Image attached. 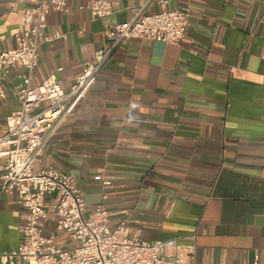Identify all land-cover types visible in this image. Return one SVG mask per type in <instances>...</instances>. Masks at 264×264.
I'll return each instance as SVG.
<instances>
[{"label":"crops","instance_id":"crops-1","mask_svg":"<svg viewBox=\"0 0 264 264\" xmlns=\"http://www.w3.org/2000/svg\"><path fill=\"white\" fill-rule=\"evenodd\" d=\"M110 1L112 13L95 19L78 9L87 0H67L66 12L49 13L46 33L62 36L38 45L32 71H8L0 133L19 108L22 75L32 86L54 76L68 88L94 51L108 46L104 29L131 19L141 4ZM29 4L0 0V50L14 45ZM168 6L190 12L179 45L120 44L46 137L33 170L72 173L86 214L103 200L111 227L125 220L148 241L194 245L192 264H264V0H168ZM157 7L153 2L150 10ZM98 174L110 179L108 188ZM51 204L49 195L45 235L54 227ZM19 223L15 194L0 193V254L19 244ZM54 240L75 243L64 234Z\"/></svg>","mask_w":264,"mask_h":264},{"label":"built area","instance_id":"built-area-1","mask_svg":"<svg viewBox=\"0 0 264 264\" xmlns=\"http://www.w3.org/2000/svg\"><path fill=\"white\" fill-rule=\"evenodd\" d=\"M153 2L156 10H150ZM92 19L108 16L113 11L110 0H87L78 6ZM51 11H67V0H30L20 15L13 35L14 45L0 50V97L2 81L8 71L22 66L32 71L38 62L37 48L62 36L46 33ZM190 12L188 8L168 6V0H141L131 19L115 23L103 31L109 44L94 51L81 72L68 88L54 76L31 85L29 75H22L16 97L19 108L5 118V131L0 133V193H14L20 208L19 244L0 254V263L16 258L23 264H192L195 247L175 239L148 241L131 233L125 220L108 225V212L103 200L86 214L84 193L69 172L53 167L33 170L46 137L56 128L104 67L113 51L130 39H150L179 45ZM103 189L110 186L108 177L94 176ZM52 196L50 212L54 227L43 233L47 209L45 198ZM102 199L106 198L103 192ZM66 235L75 243L71 247L55 243V236Z\"/></svg>","mask_w":264,"mask_h":264}]
</instances>
